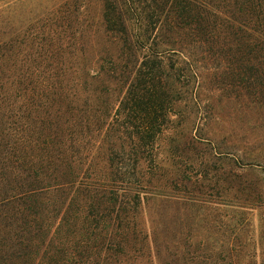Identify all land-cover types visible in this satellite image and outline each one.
<instances>
[{
    "label": "trees",
    "instance_id": "1",
    "mask_svg": "<svg viewBox=\"0 0 264 264\" xmlns=\"http://www.w3.org/2000/svg\"><path fill=\"white\" fill-rule=\"evenodd\" d=\"M141 2L142 8L125 11L108 7L107 43L91 57L79 48L80 92L87 97L80 105L73 103L77 93L67 88L60 57L29 63L30 73L10 49L0 52V264H193L200 257L187 247L188 232L176 234L172 222L144 231L137 221L139 191L84 184V167L102 143L106 177L137 187L141 163L147 172L157 169L161 136L187 130L193 157L185 160L198 163V177L206 179L199 147L210 148L213 160L220 156L203 133L213 110L199 99L205 72L209 88L238 94L241 107L263 112L257 122L264 123V0ZM162 17L169 21L157 26ZM130 19L144 24L129 26ZM94 61L101 67L90 76ZM40 69L45 77L37 75ZM86 76L105 77L98 81L102 88L89 90ZM41 78L48 82L44 88H56L51 104L33 89L43 86ZM259 157L243 169H259L254 163H264V152ZM189 181L182 176L177 185L186 189ZM260 186L264 190V179L242 190L259 202ZM177 236L182 252L171 248ZM199 259L196 264L208 261Z\"/></svg>",
    "mask_w": 264,
    "mask_h": 264
},
{
    "label": "rangeland",
    "instance_id": "2",
    "mask_svg": "<svg viewBox=\"0 0 264 264\" xmlns=\"http://www.w3.org/2000/svg\"><path fill=\"white\" fill-rule=\"evenodd\" d=\"M121 2L123 0H0V52L10 49L12 60L17 64L24 60L22 71L26 72L30 67V73L34 69L29 63L46 64L60 57L63 79L67 81L70 93H77L73 103L80 105L87 97L80 92L84 76L80 72L82 55L79 48L84 46L91 57L107 43L103 16L108 7L125 11L129 6L132 9L137 4L140 8L144 6L137 0L124 2V5ZM168 21L162 17L157 26H164ZM142 24L143 21L135 19L128 23L129 26ZM100 67L95 61L90 64V76ZM41 73L40 69L37 75L46 76V71ZM209 73L201 76L199 88L203 106H213L212 117L203 133L206 143L216 148L220 157L213 160L210 148L199 147L200 154L205 151L206 155V179L198 177V163L185 160L193 157L187 150L190 131L185 130L182 136L172 131L161 136L155 151L157 169L147 172L146 165L141 163L139 186L110 182L106 177L102 143H97L90 152L83 182L92 187L117 189L120 194L122 190L130 195L139 191L141 208L137 221L144 231L160 230L161 222H172L171 228L176 234L179 229L188 232L187 247L196 252L195 256L206 257V264H264V190L260 186L262 199L259 202L248 199L242 190L245 186L260 184L264 179V163H254L260 165L259 169H243L246 164L253 163L257 155L261 158L264 152V123L257 122L263 112L241 107L238 94L230 95L222 91L223 88H209L206 78ZM86 80L90 90L102 88L98 81L105 77L90 80L86 76ZM40 82L43 86L37 83L33 89L43 92L51 104V93L56 88H44L48 82L43 78ZM111 87L113 85L110 86L113 89ZM88 99L92 100L91 96ZM189 117L193 122V116L190 114ZM182 176L190 179L189 184L183 183L184 186L188 184L186 189L179 187ZM178 218L180 225L175 223ZM171 248L179 252L184 250L179 236ZM199 258L193 264L200 263Z\"/></svg>",
    "mask_w": 264,
    "mask_h": 264
}]
</instances>
